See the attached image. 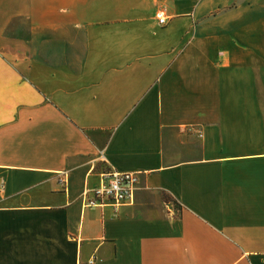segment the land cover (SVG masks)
<instances>
[{
	"label": "crops",
	"instance_id": "crops-1",
	"mask_svg": "<svg viewBox=\"0 0 264 264\" xmlns=\"http://www.w3.org/2000/svg\"><path fill=\"white\" fill-rule=\"evenodd\" d=\"M0 264H264V0H0Z\"/></svg>",
	"mask_w": 264,
	"mask_h": 264
},
{
	"label": "built area",
	"instance_id": "built-area-1",
	"mask_svg": "<svg viewBox=\"0 0 264 264\" xmlns=\"http://www.w3.org/2000/svg\"><path fill=\"white\" fill-rule=\"evenodd\" d=\"M155 17L160 25H165L168 22L165 8L157 10ZM199 136L201 137V133ZM58 174L59 183L65 187L67 183L66 173L59 172ZM138 187L139 172L109 169L101 174L98 185L83 191L84 206H111L116 211L121 206L133 203Z\"/></svg>",
	"mask_w": 264,
	"mask_h": 264
},
{
	"label": "trees",
	"instance_id": "trees-1",
	"mask_svg": "<svg viewBox=\"0 0 264 264\" xmlns=\"http://www.w3.org/2000/svg\"><path fill=\"white\" fill-rule=\"evenodd\" d=\"M166 198H167L168 201H171V198H169V197H166ZM173 203H174L175 206H178V204L175 201H173Z\"/></svg>",
	"mask_w": 264,
	"mask_h": 264
}]
</instances>
